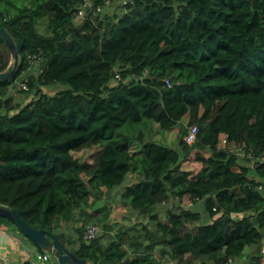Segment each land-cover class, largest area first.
Instances as JSON below:
<instances>
[{"label": "trees", "instance_id": "trees-1", "mask_svg": "<svg viewBox=\"0 0 264 264\" xmlns=\"http://www.w3.org/2000/svg\"><path fill=\"white\" fill-rule=\"evenodd\" d=\"M82 1L32 0L10 15L0 0V25L23 42L0 82V205L85 264H264V0H134L75 22ZM39 51L22 104L9 89ZM11 54L0 38V72ZM155 126L177 130L176 146L153 140ZM114 209L137 222L115 228ZM89 223L102 231L86 243Z\"/></svg>", "mask_w": 264, "mask_h": 264}, {"label": "built area", "instance_id": "built-area-1", "mask_svg": "<svg viewBox=\"0 0 264 264\" xmlns=\"http://www.w3.org/2000/svg\"><path fill=\"white\" fill-rule=\"evenodd\" d=\"M119 2L118 0H113V1H106L104 4H99L94 6L93 1L91 0H83L81 3V8L78 11L76 17H75V22H81L85 18V11H93L94 13H107L110 14L115 8H126L127 6H130L134 3V0H121ZM112 7L110 11L109 8ZM43 61V56L42 52L39 51L35 54H30L27 56V66L24 70L21 71L20 76L15 79L10 86L9 92L11 95L15 96L17 98V95L19 94H26L28 92V82H29V77L31 75L33 76H38L40 73H42L43 68L41 67ZM121 81V77L116 74L114 79L111 81L112 84H115L117 82ZM199 133V128L197 125H191L188 128V132L185 136V142L188 145L194 144L195 141L197 140V136ZM238 155L241 157L245 158H253V156L250 154V152L247 149V146L243 144L239 149H238ZM258 189L261 191L262 194H264V183H261L258 187ZM102 231L101 227L89 223L85 226L84 232H83V239L84 242L89 243L92 240H94L98 234ZM264 251V248H263ZM33 263L32 262H18L16 264H50L52 261V257L49 253L38 251L33 252L32 255Z\"/></svg>", "mask_w": 264, "mask_h": 264}, {"label": "water", "instance_id": "water-1", "mask_svg": "<svg viewBox=\"0 0 264 264\" xmlns=\"http://www.w3.org/2000/svg\"><path fill=\"white\" fill-rule=\"evenodd\" d=\"M10 27V26H8ZM0 38L8 45L14 64L10 70L0 72V82H8L13 79L19 68V60L23 42L13 41L8 32V28L0 25ZM0 217H3L16 226L18 231L29 239L37 249L49 253L54 260V264H85L71 250L62 244L56 237L42 229H36L26 223L16 209L6 208L0 205ZM264 243V242H263Z\"/></svg>", "mask_w": 264, "mask_h": 264}, {"label": "rangeland", "instance_id": "rangeland-1", "mask_svg": "<svg viewBox=\"0 0 264 264\" xmlns=\"http://www.w3.org/2000/svg\"><path fill=\"white\" fill-rule=\"evenodd\" d=\"M6 1H10L14 4L15 7H9V12H10V15L12 14H16V11H17V8H22L23 6H28V2L29 1H32V0H6ZM39 3H42L44 4L46 2V0H37ZM92 1V0H91ZM119 2L122 3L121 0H118ZM4 7V6H3ZM0 9H2V7H0ZM112 9V7L109 8L108 11H110ZM36 29H37V32L43 36H47L51 33V28H50V22H49V19L47 17H40L36 20ZM14 64V58H13V55L11 54V59H10V63H9V66L12 68ZM60 86V85H58ZM66 88L65 86H60V87H54L52 90H47V93L49 95H52L54 94L56 91L60 90V89H64ZM17 99L18 101H20L22 104H25L26 102H29V100L31 99V96L30 95H27V94H19L17 95ZM154 137H153V140H156L160 143H163L164 145H175L177 144V136H178V131L177 130H169V131H166V132H163V131H160L156 126L154 127ZM242 162H240L241 164L243 165H247V162L245 160H241ZM120 191H116L113 195V199L116 200V204L115 206L118 205V197L120 195ZM185 203L184 204H187L191 205L190 209L194 210L195 209H201V205L200 204H193L190 200H188L187 198L185 199L184 201ZM105 202H97L96 206L97 207H100L102 206V204H104ZM111 203V202H110ZM176 208V206H174ZM180 208V207H178ZM181 209V208H180ZM165 210L166 208H162V213H161V217L162 219H164V215H165ZM90 208H88L87 212H90ZM77 214H79V211L76 212ZM111 218L113 221H111V224L113 225H117L115 226V228L117 227H122L123 229L124 228H128V227H132L133 225H135V223L137 222V219L136 217L134 216V214H132L131 212H129V210L125 211H121V210H116L114 209L112 215H111ZM91 219H92V216H91ZM118 223H116V222ZM142 222H150L149 219L146 217L144 219H142ZM80 223H77L76 225H74V227L77 228V226L79 225ZM120 224V225H119ZM14 228V227H13ZM67 230H70V234L73 235L75 237V230L73 229V224L69 225V229ZM69 233H67L68 235ZM23 236V235H22ZM25 237V236H23ZM114 237L113 233L108 236V235H104L103 236V242L104 243H107L109 242V240L111 241V239ZM264 253V251H262ZM264 263V262H263ZM203 264H211V263H203Z\"/></svg>", "mask_w": 264, "mask_h": 264}, {"label": "crops", "instance_id": "crops-1", "mask_svg": "<svg viewBox=\"0 0 264 264\" xmlns=\"http://www.w3.org/2000/svg\"><path fill=\"white\" fill-rule=\"evenodd\" d=\"M118 191L121 192V189H118ZM67 229H69V226H67ZM67 233L69 234L66 241L70 238V230H67ZM36 249V246L29 239L23 237L13 227L2 226L0 228V264H16L20 261L33 263L32 255ZM132 256L134 255L132 254ZM50 264H54L53 259Z\"/></svg>", "mask_w": 264, "mask_h": 264}]
</instances>
